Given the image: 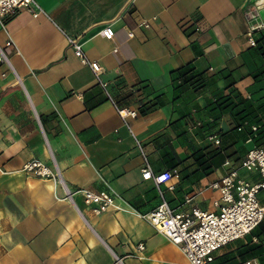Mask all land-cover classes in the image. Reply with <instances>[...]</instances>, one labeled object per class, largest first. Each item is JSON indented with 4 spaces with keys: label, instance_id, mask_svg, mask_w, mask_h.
I'll list each match as a JSON object with an SVG mask.
<instances>
[{
    "label": "crops",
    "instance_id": "crops-1",
    "mask_svg": "<svg viewBox=\"0 0 264 264\" xmlns=\"http://www.w3.org/2000/svg\"><path fill=\"white\" fill-rule=\"evenodd\" d=\"M35 1L42 13L21 8L0 25V264H187L141 216L161 203L142 178L144 158L155 173H179L173 190L162 187L172 208L217 212L210 184L226 174L223 163L239 166L264 144V27L255 46L248 36L264 23V2ZM108 26L113 36H100ZM117 109L137 116L124 121ZM34 159L55 162L62 184L24 172ZM80 190L114 196L119 209L96 215ZM257 199L264 206V189ZM224 255L264 264V219Z\"/></svg>",
    "mask_w": 264,
    "mask_h": 264
},
{
    "label": "built area",
    "instance_id": "built-area-1",
    "mask_svg": "<svg viewBox=\"0 0 264 264\" xmlns=\"http://www.w3.org/2000/svg\"><path fill=\"white\" fill-rule=\"evenodd\" d=\"M26 9L34 16L42 13V9L35 0H0V25L3 19L18 9ZM258 17V10L253 7L246 12V18L250 22ZM149 27L147 21L140 24ZM264 27L262 22L251 23L248 32L250 46H255V34ZM102 37L111 38L114 34L111 26L104 28L100 33ZM133 34L130 33V36ZM68 43L76 57L83 64L92 69L96 79L100 82L99 67L95 62H90L85 55L82 45L76 40L68 38ZM7 58L0 48V62H7ZM103 86H105L103 84ZM118 115L125 121L126 118H134L137 112L131 110H118ZM254 135L258 128L252 127ZM252 135V136H253ZM208 140L219 145L220 140L215 135L208 136ZM223 166L227 168L226 174L217 182L210 184V188L219 192V200L214 201L217 212H203L198 208L190 211L172 208L165 200L162 187L173 190L172 182L179 178L176 170H163L155 173L151 165L144 158L142 178L154 183L160 197L161 203L145 215H141L156 230L161 232L171 243L180 248L186 257L187 264H214L216 253L237 240L244 239L251 234L264 219V206L257 199L258 193L264 189V144L262 147L249 150L241 159L239 166L226 160ZM253 172L259 175V181L252 183L239 175V170ZM22 170L28 174L52 179L62 184L61 174L54 162L48 166L39 160H31L24 164ZM64 186V184H63ZM84 197L88 205H92L94 214L99 215L110 208L119 209L115 204L114 196L102 197L92 192L78 191ZM67 195L71 196L69 192ZM193 196L185 198V204L193 200ZM138 251L144 250V244H138ZM235 264H260L257 259L250 258Z\"/></svg>",
    "mask_w": 264,
    "mask_h": 264
},
{
    "label": "trees",
    "instance_id": "trees-1",
    "mask_svg": "<svg viewBox=\"0 0 264 264\" xmlns=\"http://www.w3.org/2000/svg\"><path fill=\"white\" fill-rule=\"evenodd\" d=\"M185 74H182V75L184 76ZM234 259H236V258L233 257V258L227 259L225 257V255H224V256H221V257H216V260H215V263L214 264H235V263L241 261V260L235 261Z\"/></svg>",
    "mask_w": 264,
    "mask_h": 264
},
{
    "label": "water",
    "instance_id": "water-1",
    "mask_svg": "<svg viewBox=\"0 0 264 264\" xmlns=\"http://www.w3.org/2000/svg\"><path fill=\"white\" fill-rule=\"evenodd\" d=\"M261 2H264V0L258 2V5L261 3ZM264 4V3H263ZM262 13V12H261ZM263 18H264V15L262 14Z\"/></svg>",
    "mask_w": 264,
    "mask_h": 264
},
{
    "label": "rangeland",
    "instance_id": "rangeland-1",
    "mask_svg": "<svg viewBox=\"0 0 264 264\" xmlns=\"http://www.w3.org/2000/svg\"><path fill=\"white\" fill-rule=\"evenodd\" d=\"M232 263V262H231Z\"/></svg>",
    "mask_w": 264,
    "mask_h": 264
}]
</instances>
